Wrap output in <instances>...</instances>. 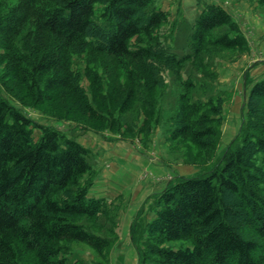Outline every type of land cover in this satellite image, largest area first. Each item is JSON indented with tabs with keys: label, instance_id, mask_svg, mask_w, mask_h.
<instances>
[{
	"label": "trees",
	"instance_id": "obj_1",
	"mask_svg": "<svg viewBox=\"0 0 264 264\" xmlns=\"http://www.w3.org/2000/svg\"><path fill=\"white\" fill-rule=\"evenodd\" d=\"M41 1L19 0L1 17L0 47H6L11 37L19 33L31 9ZM56 1L57 5L46 9L38 24L43 32L62 42L68 53L92 33L96 6L102 3L105 5L102 17L107 22L98 45L102 50L113 57L161 58L149 47H130L134 37L151 34L168 21L169 14L162 9L145 12L154 0ZM221 26L226 31L211 39V32ZM191 37L192 54L183 58L174 52L167 55L177 67L200 56L209 42L216 47L241 51L249 45L237 20L215 2L205 5ZM54 50L51 46L49 51L46 48L32 65L41 75L55 72L43 89L34 82L30 97L38 104L53 101L55 92L72 85V79L59 68L68 56L64 51L59 53L63 57H57ZM186 85L192 88L195 83L189 81ZM134 97L133 90L126 94L121 112L132 106ZM209 98L191 101L188 91L181 95L179 125L170 132L171 140L190 137L203 148L216 149L221 130L214 123L216 118L207 124V116L222 112L224 100ZM88 108L94 119H105L93 107ZM244 108H247V127L257 133L250 139L247 135L235 147L237 136L227 146L222 164L214 169L201 176L178 175L169 181L156 195L155 216L142 232L140 218L135 219L131 234L139 264L264 263V244L241 232L248 226L264 239V196L259 187L264 182V78L251 85ZM153 114L147 111V116ZM32 124L17 108L0 101V264H22L20 260L28 254L34 256L35 264H77L80 262H70L64 253L65 248L72 247V242L86 244L105 258L117 237L118 225L115 217L109 216L111 202L105 197H90L92 180L82 181L83 176L93 172L88 161L91 150L76 138H62L50 126H42V136L34 142ZM145 125H149L148 119ZM244 126L245 123L240 132ZM259 153H263L260 164ZM103 217L111 222L109 227L102 224L105 233L91 225ZM146 232L151 241L145 243L147 249L143 251L140 239ZM187 238L193 240L191 247L175 249L165 245L170 240Z\"/></svg>",
	"mask_w": 264,
	"mask_h": 264
},
{
	"label": "rangeland",
	"instance_id": "obj_2",
	"mask_svg": "<svg viewBox=\"0 0 264 264\" xmlns=\"http://www.w3.org/2000/svg\"><path fill=\"white\" fill-rule=\"evenodd\" d=\"M18 2L19 0H0V19ZM211 2H218L217 4L223 5L232 13L247 35L250 43L248 48L245 51L226 49L209 42L200 56L196 59L193 57L177 67L167 55L174 52L178 58H183L193 53L191 36L195 21L205 5ZM57 3L56 0H43L35 5L19 33L11 37L6 47H0V101L5 100L33 121L34 142H38L42 136V126L53 127L60 132L62 138H79L92 148L88 161L100 167L99 160L95 161L93 156L94 141L125 140L137 150V154L163 162L172 170L169 175L173 176L171 181L178 176L174 166L196 162L197 167L193 166L185 175L201 176L222 164L227 146L237 136L235 147L242 144L247 135L250 139L257 133L255 129L247 127V108H244V104L240 112L241 118L237 120V127H240L237 135L229 143L223 144L222 141L224 122L230 113L231 98L244 92L242 86L244 79L247 89L254 81L264 78V3L260 0H154L145 12L162 9L168 12V21L151 34L143 33L134 37L130 47L132 49L149 47L154 54L161 55L160 59L156 56L113 57L102 50L98 45L107 24L102 17L105 8L102 3L96 6L92 33L86 36L85 41L75 50L72 49L68 53L62 42L43 32L38 24L46 9L54 8ZM226 29L225 26L215 28L211 32V39ZM50 46L55 48L57 57H63L59 53L64 54V51L68 56L63 66L59 68L72 79V85L55 92L53 101L38 104L30 97L34 82L37 87L43 89L46 80L55 72L41 75L33 70L32 65L39 60L46 48L49 51ZM163 47L166 48L165 51L162 50ZM189 81L195 83L194 87H187L186 83ZM132 90L135 93L133 104L125 112H121L120 105L126 94ZM186 91L189 92L191 101H207L210 96L214 101L218 98L224 100L222 112L207 116L209 118L207 124L216 118L214 123L221 130L215 150L199 146L190 137L176 140L169 137L170 132L179 125L177 112L180 97ZM88 106L93 107L105 119H94ZM147 111L154 114L147 116ZM146 119L148 126L145 125ZM244 123L245 126L240 132ZM262 157L263 153H259L257 163H262ZM93 174L94 171L85 175V180H91ZM85 180H82L83 183ZM259 187L263 190L264 196V182ZM156 195L149 201L151 202L149 215L141 217L139 221L142 226L141 232L155 216ZM109 206H111L109 216L112 217L117 211L110 203L108 208ZM78 220L85 221L80 218ZM103 223L111 226V222L105 217L101 218V221L91 222V225L105 233ZM241 232L247 238L264 244V239L248 226H244ZM148 241L151 240L146 232L140 239L143 251H146L144 245ZM192 244V238L170 240L165 243L166 246L175 249L191 247ZM71 246L64 251L70 262L80 257L76 251L83 252L84 257L88 256L90 251L88 245L72 242ZM20 261L22 264H35L34 256L30 254ZM77 264L86 263L80 261Z\"/></svg>",
	"mask_w": 264,
	"mask_h": 264
},
{
	"label": "crops",
	"instance_id": "obj_3",
	"mask_svg": "<svg viewBox=\"0 0 264 264\" xmlns=\"http://www.w3.org/2000/svg\"><path fill=\"white\" fill-rule=\"evenodd\" d=\"M248 44H250L249 40ZM245 85L246 80L244 79L242 83L244 92L240 96L235 94L231 101L229 100L230 113L224 122L223 144L229 143L239 131L237 120L241 118L240 112L251 87L249 85L246 89ZM76 139L92 150L81 139ZM113 140V142L98 139L94 141L95 153L93 156H95V161L99 160L100 167L90 163L94 174L88 195L90 197H105L115 207L117 212L114 217L118 225L117 237L107 250L105 258H101L90 248L87 257H84L83 252L76 251L75 253L80 256L76 258V261H84L86 264H139V253L132 240V224L135 219L149 215L151 197L160 194L173 177L169 176L172 170L167 168L163 162L141 156L140 153L137 154V150L125 140ZM193 166L197 167L196 164L190 163L178 164V166H174V170L177 175L186 176L185 172H188ZM85 178L86 176H83L82 180L84 181Z\"/></svg>",
	"mask_w": 264,
	"mask_h": 264
}]
</instances>
